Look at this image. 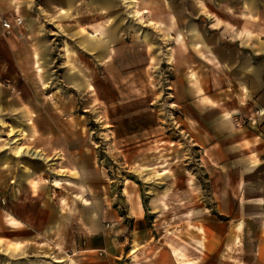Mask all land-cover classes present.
I'll return each instance as SVG.
<instances>
[{
  "label": "crops",
  "instance_id": "1",
  "mask_svg": "<svg viewBox=\"0 0 264 264\" xmlns=\"http://www.w3.org/2000/svg\"><path fill=\"white\" fill-rule=\"evenodd\" d=\"M241 3L0 0V16L23 21L5 31L0 19V80L11 81L22 100L15 96L21 123L41 130L37 142H68L72 149H58L59 157L82 158L75 136L89 128L88 112L108 113L104 125L115 137H152L169 108L211 173L210 197L189 200L179 221L172 209L160 229L146 222L151 204L144 206L136 189L131 197L128 186L116 199L110 182L95 180L87 186L92 193L71 199L69 209L51 191L38 194L51 231L62 234L68 220L82 232L69 235L80 246L76 264H120L121 257V264H264V43L228 39V30L255 24L242 16ZM2 101V109L10 106L8 96ZM17 138L8 140L15 155L38 153ZM62 182L72 184L51 183ZM159 210L154 221L163 218L165 207ZM42 232L21 229L11 241L19 246Z\"/></svg>",
  "mask_w": 264,
  "mask_h": 264
},
{
  "label": "rangeland",
  "instance_id": "2",
  "mask_svg": "<svg viewBox=\"0 0 264 264\" xmlns=\"http://www.w3.org/2000/svg\"><path fill=\"white\" fill-rule=\"evenodd\" d=\"M240 1L242 16L255 24L252 29L244 27L240 30H228L227 37L237 38L238 42L248 40L249 44L253 42L258 48L259 43H264V0H254V4H251V0ZM2 18L10 16L2 15L0 19ZM1 34L4 36L7 33ZM258 53L259 58L263 59L264 53ZM7 64L8 75L11 73V63ZM7 80H0V96L2 99L8 96L10 102V106L4 109L0 107V118L4 121V125L0 123V264H76L75 249L80 247L77 237L82 236V232L75 231L76 224L68 220L62 227V234L50 230L48 222L43 221L45 212L41 209L43 205L40 202L41 197L38 196L43 192L51 191L53 198L69 209L71 199L85 200L88 194L92 193L87 190V186L95 180L94 183L110 182L116 199L117 190L123 185L128 186L132 188L129 192L131 197L132 190L136 189L144 206H148V202L151 204L146 209V222L149 221L151 227L156 226L158 229L161 228V222L165 224L164 220H170L172 209L174 221H179L186 215L189 200L210 197L211 173L202 165L201 160L196 158L198 151L196 145L188 139L186 126L174 121V114H171L169 108L163 111L164 122L162 127L158 128L160 132L152 137H115L113 132L108 130L112 127L104 125V122H109V119H106L108 113L96 109L93 113L88 112L85 119L89 121V128L83 130L81 135L75 136L80 137V143L76 146L82 150V158L63 159L59 157L58 149L70 151V143L60 141L43 145L42 142H37L44 136L39 127L31 125L28 129L24 120V124L21 123L20 119H23L24 115L15 104V96L19 101L22 100L11 81ZM17 128L25 133L13 132L12 129ZM16 136L21 137L17 138V145L25 144L29 149H37L38 153L15 155L13 148L8 146L11 144L8 140ZM51 152H56V155L50 154ZM78 165L82 166L83 172H78ZM163 169L166 170L160 172ZM53 178L67 179L72 184L62 182L55 187L51 183ZM166 186L170 191H165ZM72 202L74 203L73 200ZM121 206L124 212L126 208H123L122 203ZM161 207H165V210L163 215L158 217L163 218L154 221L155 210L161 212ZM165 213L168 215L165 216ZM19 216L28 222H16L14 217L17 219ZM35 226L39 231H43L44 236H34V239L19 246L11 241L19 230L33 231ZM72 232H76L77 237L69 238ZM152 233H155L153 228ZM54 236L55 241L51 239ZM60 236L62 238H59ZM91 252L100 255L98 250ZM119 261L121 264L122 257Z\"/></svg>",
  "mask_w": 264,
  "mask_h": 264
},
{
  "label": "built area",
  "instance_id": "3",
  "mask_svg": "<svg viewBox=\"0 0 264 264\" xmlns=\"http://www.w3.org/2000/svg\"><path fill=\"white\" fill-rule=\"evenodd\" d=\"M1 24H2L3 28L6 31H8L14 25H16V26H22L23 25V21H22V18H20L18 16H13V17H10V18H2L1 19Z\"/></svg>",
  "mask_w": 264,
  "mask_h": 264
}]
</instances>
